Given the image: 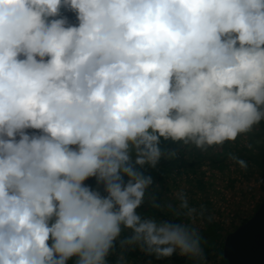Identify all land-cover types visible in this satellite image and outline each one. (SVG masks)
Masks as SVG:
<instances>
[{
  "label": "clouds",
  "instance_id": "obj_1",
  "mask_svg": "<svg viewBox=\"0 0 264 264\" xmlns=\"http://www.w3.org/2000/svg\"><path fill=\"white\" fill-rule=\"evenodd\" d=\"M261 121L264 0H0V264H108L125 229L204 264L194 224L138 211L147 167Z\"/></svg>",
  "mask_w": 264,
  "mask_h": 264
},
{
  "label": "rangeland",
  "instance_id": "obj_2",
  "mask_svg": "<svg viewBox=\"0 0 264 264\" xmlns=\"http://www.w3.org/2000/svg\"><path fill=\"white\" fill-rule=\"evenodd\" d=\"M161 142H165V139L164 141L161 139ZM176 143L180 150L188 152L189 160L195 158L202 160L193 170L191 169L190 178L187 177L188 173L182 175L184 184L178 186L185 194H187L186 190L193 188V192L197 195V202L193 206L189 203L196 209L194 213L196 216H185L182 221L194 224L200 234L207 236L203 240L204 246L206 244L214 246L211 239L212 236L217 235L216 229L213 232L209 231L207 230L209 226L218 228L217 233L221 236L230 233L239 227L245 218L253 216L264 200V121L228 143L231 145L233 157L244 159L247 163L246 168L241 167L233 157L227 158L218 165H214L215 162L211 165L210 159L218 157L215 154L219 152V149L212 146L200 149L192 144ZM165 147L164 153L167 159H174L176 157L175 148L169 142L165 144ZM177 162L178 159H174L172 165H176ZM161 191L164 201L174 206L178 205L179 201L171 194V191H174L170 185L167 188L161 187ZM146 216L152 217L150 214ZM213 250L215 251L213 247L210 248V253ZM211 261L215 262V258L212 257ZM222 261V264H227L226 261ZM178 264L200 263L188 259L185 263L178 261Z\"/></svg>",
  "mask_w": 264,
  "mask_h": 264
},
{
  "label": "trees",
  "instance_id": "obj_3",
  "mask_svg": "<svg viewBox=\"0 0 264 264\" xmlns=\"http://www.w3.org/2000/svg\"><path fill=\"white\" fill-rule=\"evenodd\" d=\"M162 141H164L163 138H162ZM167 142L172 144V146L175 148L176 157L174 159H178V162L176 165H172L174 162V159L168 160L167 156L163 155L161 157V160L157 163L155 167H152V166L147 167V171L153 177V184L149 187L146 200L144 204L138 209V211L144 216H146L147 214H150L152 217L175 218V219L182 221L184 220L185 216H179V217L173 216V210L167 206L169 205L170 202L164 201L163 197L161 196L163 193L161 191V187L167 188V186L170 185L174 191V192L171 191V194L177 197V193L180 192V189L178 188V186L181 184H184L182 175H184V173L186 174L188 173L187 177L190 178L191 169L193 170L197 164L202 162V160L199 158L189 160L188 152L180 150L176 146L177 143L171 140H165V142H161V148L163 152L166 149L165 144ZM228 143L229 141H226L225 144L212 146L213 148L219 149V152L215 154V156H218V157H214V156H212L214 158L211 157L212 158L210 159L211 165L213 162H215L214 165H218L219 163L226 160L227 158L233 157L232 148L230 147L231 145H229ZM263 166H264V162H263ZM175 170H176V173H174ZM186 192H187L186 194L187 199L189 203L192 204L193 206L194 203L197 202V198H196L197 195H195V193L193 192V188H189V190H186ZM173 200L176 202L174 198ZM157 204L160 206L157 207L156 206ZM195 216L196 215L193 214L192 217H195ZM251 217L245 218L242 221V223H244ZM207 230L212 231V232L215 231L217 235L212 236V239H211L214 242V246L213 245L210 246L207 244L206 246H204L203 240L207 236L201 233V237H202L201 249H202L203 256H204V264H222L223 262L222 260L226 261L225 263L228 264V261L224 257V254H223V246H224L225 238L227 234L229 233L221 236L220 233H217L218 228H214L213 226H209ZM128 235H130V230L125 229L122 232L121 237L118 238V242L116 243L114 248L110 251L107 257L108 264H178V261H180V263H183V262L185 263V261L188 259H192L193 261L199 262L196 258L187 256V255H180L179 253H174L170 257L157 258L155 254H149L137 243H133V244L119 243V240L125 239ZM202 247H205L204 248L205 250ZM212 247L213 249H215V251L213 250V252L210 253L209 249ZM212 257L215 258V262L211 261ZM218 261L220 263H218Z\"/></svg>",
  "mask_w": 264,
  "mask_h": 264
},
{
  "label": "water",
  "instance_id": "obj_4",
  "mask_svg": "<svg viewBox=\"0 0 264 264\" xmlns=\"http://www.w3.org/2000/svg\"><path fill=\"white\" fill-rule=\"evenodd\" d=\"M223 254L228 264H264V200L251 218L227 234Z\"/></svg>",
  "mask_w": 264,
  "mask_h": 264
},
{
  "label": "crops",
  "instance_id": "obj_5",
  "mask_svg": "<svg viewBox=\"0 0 264 264\" xmlns=\"http://www.w3.org/2000/svg\"><path fill=\"white\" fill-rule=\"evenodd\" d=\"M223 263V262H222Z\"/></svg>",
  "mask_w": 264,
  "mask_h": 264
}]
</instances>
